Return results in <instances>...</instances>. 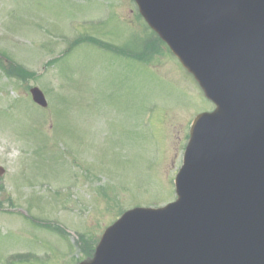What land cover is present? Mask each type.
Segmentation results:
<instances>
[{
    "label": "rangeland",
    "instance_id": "1",
    "mask_svg": "<svg viewBox=\"0 0 264 264\" xmlns=\"http://www.w3.org/2000/svg\"><path fill=\"white\" fill-rule=\"evenodd\" d=\"M81 36L155 38L134 0H0V58L37 73L0 66V264H78L124 211L174 201L191 122L213 109L157 36L146 62Z\"/></svg>",
    "mask_w": 264,
    "mask_h": 264
},
{
    "label": "water",
    "instance_id": "2",
    "mask_svg": "<svg viewBox=\"0 0 264 264\" xmlns=\"http://www.w3.org/2000/svg\"><path fill=\"white\" fill-rule=\"evenodd\" d=\"M136 2L216 109L194 120L178 199L127 211L81 264H264V0Z\"/></svg>",
    "mask_w": 264,
    "mask_h": 264
},
{
    "label": "trees",
    "instance_id": "3",
    "mask_svg": "<svg viewBox=\"0 0 264 264\" xmlns=\"http://www.w3.org/2000/svg\"><path fill=\"white\" fill-rule=\"evenodd\" d=\"M157 38H158V37H157ZM155 39H156V34H155V38L150 39V42H148V43L145 45V50H146V51H144V52L142 53L145 57L147 56V54H148V52H149L150 50H154V41H155ZM89 40H90L91 42H93V43L99 45L100 47L107 49V50H110V51H113V52L120 51V49H117V48L114 47L113 45H111V44H107V43H104V42H101V41H99V40H97V39H95V38H90ZM158 42H160V43L163 44V42H162V40H160V38H158ZM13 70H14L13 72H15L17 75H22L23 73H26L22 68H19V67H17V68L13 67ZM13 72L9 71V73H13ZM91 252L93 253V249L91 250ZM91 252H90V253H91ZM89 255H90V254H89Z\"/></svg>",
    "mask_w": 264,
    "mask_h": 264
}]
</instances>
